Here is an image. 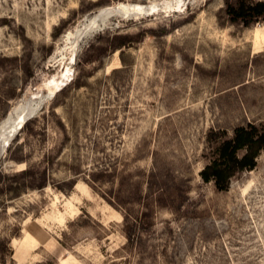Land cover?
Returning a JSON list of instances; mask_svg holds the SVG:
<instances>
[{
  "label": "rangeland",
  "instance_id": "obj_1",
  "mask_svg": "<svg viewBox=\"0 0 264 264\" xmlns=\"http://www.w3.org/2000/svg\"><path fill=\"white\" fill-rule=\"evenodd\" d=\"M235 1L0 0V264H264V148L201 176L264 125V20Z\"/></svg>",
  "mask_w": 264,
  "mask_h": 264
},
{
  "label": "trees",
  "instance_id": "obj_2",
  "mask_svg": "<svg viewBox=\"0 0 264 264\" xmlns=\"http://www.w3.org/2000/svg\"><path fill=\"white\" fill-rule=\"evenodd\" d=\"M226 12L232 22L251 25L264 20V0L229 2ZM217 142L215 156L202 169L201 176L205 181H214L218 190H226L237 173L257 165V158L264 148V125L250 122L237 126L232 137Z\"/></svg>",
  "mask_w": 264,
  "mask_h": 264
},
{
  "label": "bare ground",
  "instance_id": "obj_3",
  "mask_svg": "<svg viewBox=\"0 0 264 264\" xmlns=\"http://www.w3.org/2000/svg\"><path fill=\"white\" fill-rule=\"evenodd\" d=\"M124 6V5H122ZM125 9V8H123ZM122 10V8L120 9ZM119 9L117 8H106V9H102L99 10V12L97 14H95L94 16L90 17V19L88 20V25H91V28H97L98 26L102 25V23L107 19V17L113 15V14H117V12H120ZM136 10H146V7H143L141 5H138L135 7L134 9ZM105 23V22H104ZM99 29V28H98ZM91 31V30H90ZM15 114V113H14ZM23 117L24 119L26 118V114H21L20 117ZM20 120V119H19ZM15 123L14 121H11L10 116L4 121L1 131L2 133H4V137H3V141L1 140L2 138H0V142L2 143V147L4 148V146L8 143V141L10 140L11 137L7 136V131H9V128L12 126V124ZM19 127V126H18ZM13 131V130H12ZM2 148V149H3Z\"/></svg>",
  "mask_w": 264,
  "mask_h": 264
}]
</instances>
